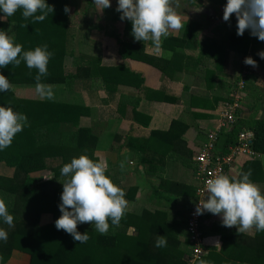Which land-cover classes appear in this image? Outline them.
Instances as JSON below:
<instances>
[{
	"label": "crops",
	"instance_id": "obj_1",
	"mask_svg": "<svg viewBox=\"0 0 264 264\" xmlns=\"http://www.w3.org/2000/svg\"><path fill=\"white\" fill-rule=\"evenodd\" d=\"M81 1L87 3L69 0V4L78 7ZM226 2L196 0L202 11H194L196 5L188 4L189 0H173L184 27L162 38L157 53L151 42L134 40L131 22L118 18L117 0H111V7L102 13L89 0L84 13L70 14L71 33L76 38L73 53L64 62L70 75L78 70L82 73L69 84H45L52 87V100L87 108L79 126L99 123L95 156L107 162V171L119 187L136 188L127 210H159L167 223L178 222L186 255L187 219L198 184L195 156L217 125L222 104L245 66L251 70L238 125L222 135L219 153H226L240 129L264 119V59L257 54L264 50V42L249 31L237 35L235 15L230 24L223 20ZM0 21L9 23L13 36L14 24L9 19ZM248 56L258 67L244 63ZM13 92L20 99L47 100L37 94L35 85H13ZM253 162L263 170L261 175L250 168V179L264 192V154L239 156L227 175L238 177ZM0 166L5 171L1 175H13V168ZM43 172L33 176H53ZM202 228L208 251L199 264H252L241 255L250 250L255 229L238 233L235 226L224 227L219 215L207 211ZM30 261L28 253L14 250L7 264Z\"/></svg>",
	"mask_w": 264,
	"mask_h": 264
},
{
	"label": "trees",
	"instance_id": "obj_2",
	"mask_svg": "<svg viewBox=\"0 0 264 264\" xmlns=\"http://www.w3.org/2000/svg\"><path fill=\"white\" fill-rule=\"evenodd\" d=\"M86 1L89 4V0ZM46 2L54 7V12L44 21L26 20L21 10L8 18L14 24V42L22 45L23 50L47 45L52 56L47 65L48 75L41 77V83L69 84L74 76L82 73L78 70L70 75L64 63L65 57L73 53L72 41L76 38L71 33L70 14L64 11L65 6L69 8V0ZM8 24L0 21V30L9 31ZM0 73L11 85H36L37 70L29 69L22 59L19 67L9 65L0 68ZM0 106H10L27 117L26 125L15 135L11 145L0 150V164L14 169L12 176L0 174V198L5 199L14 218V227H9L0 218V229L8 233L7 242L0 240V264H7L14 250L28 253L30 264H186V253L181 248L182 228L178 222L163 220V211L136 213L126 209L119 227L111 226L109 221L106 235L94 231L90 223H78L79 232H88L89 239L85 243L57 230L54 222L61 215L58 206L63 188L59 180L64 179L60 174L61 167L82 153L99 160L94 154L99 140V123L92 127L79 126L80 118L87 110L81 104L20 99L13 89L0 92ZM249 126L255 131L253 149L264 154V119ZM157 133L161 132L154 131L153 134ZM250 168L262 175L263 169L258 162L246 164L242 173ZM45 170L52 172L51 179H46L45 175L33 176ZM106 175L116 184L109 171ZM123 190L127 201L134 199L136 188ZM44 215L52 219L43 223ZM158 235L166 239L165 247H156ZM250 242V250L241 257L252 264H264V232H257Z\"/></svg>",
	"mask_w": 264,
	"mask_h": 264
},
{
	"label": "clouds",
	"instance_id": "obj_3",
	"mask_svg": "<svg viewBox=\"0 0 264 264\" xmlns=\"http://www.w3.org/2000/svg\"><path fill=\"white\" fill-rule=\"evenodd\" d=\"M95 11L102 13L111 7V0H93ZM188 4L196 5V0ZM173 0H117L116 11L120 19L131 22V34L135 41L151 42L152 49L159 53L162 49V38H167L184 27L183 17L172 6ZM18 10L24 19L32 18L33 23L46 19L54 7L46 0H0V20H7ZM202 11L199 5L193 9ZM65 13L69 8L65 6ZM39 13V14H38ZM236 17V32L243 36L245 31L264 42V0H227L223 8V20L229 22ZM11 29V26L9 30ZM47 45L23 50L22 45L14 42L8 31L0 30V68L19 67L21 59L29 69H36L35 89L42 99H54L51 86L41 83V77L48 75V62L52 53ZM264 59V50L257 53ZM246 65L258 67L257 62L248 56ZM13 89L8 78L0 73V92ZM27 117L15 112L10 106H0V150L9 147L15 135L23 130ZM123 169V164H121ZM108 164L104 160H93L87 154L71 158L62 165L60 174L62 183L61 215L55 220L57 230L70 234L75 241L85 243L88 232L77 230L78 223H90L94 231L106 235L111 226L119 227L127 209L125 191L106 175ZM251 171L240 176L214 174L205 181L206 197L196 204L195 214L205 211L219 215L224 227H236L238 233L264 232V192L251 179ZM46 179H51L45 177ZM0 218L9 227H14L13 216L8 211L4 198H0ZM8 233L0 229V240L7 242ZM167 244L163 235H158L156 247ZM201 264H205L201 261Z\"/></svg>",
	"mask_w": 264,
	"mask_h": 264
},
{
	"label": "built area",
	"instance_id": "obj_4",
	"mask_svg": "<svg viewBox=\"0 0 264 264\" xmlns=\"http://www.w3.org/2000/svg\"><path fill=\"white\" fill-rule=\"evenodd\" d=\"M250 70L248 66H245L238 76L230 92L229 99L222 104L217 125L209 132L207 140L195 156L198 184L195 188L196 202L190 208L187 219L189 252L186 255V264H199L208 251L202 228L203 216L206 211L202 215L195 214L196 204L199 203L200 199L206 197L204 191L206 179L214 174H228L235 160L241 155L256 157L258 154L252 147L255 131L249 127H243L238 131L236 139L229 145L226 153L220 154L218 150V143L222 135L238 123Z\"/></svg>",
	"mask_w": 264,
	"mask_h": 264
},
{
	"label": "rangeland",
	"instance_id": "obj_5",
	"mask_svg": "<svg viewBox=\"0 0 264 264\" xmlns=\"http://www.w3.org/2000/svg\"><path fill=\"white\" fill-rule=\"evenodd\" d=\"M86 4L87 3H85V1H81L80 2V5L81 6H79L78 5V7H75L74 5H72L71 3L69 4V14H71L72 16H74L75 14H78V13H84V8H85V6H86ZM77 12V13H76ZM2 168H4V167H2V166H0V173H2V172H5ZM50 173V171L49 170H45L42 174H49ZM52 219V217L51 216H49V215H44L43 217H42V222L43 223H46V222H48V221H50Z\"/></svg>",
	"mask_w": 264,
	"mask_h": 264
}]
</instances>
